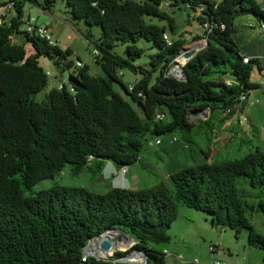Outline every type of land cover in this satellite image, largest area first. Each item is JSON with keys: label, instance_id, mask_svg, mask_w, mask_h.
<instances>
[{"label": "trees", "instance_id": "obj_1", "mask_svg": "<svg viewBox=\"0 0 264 264\" xmlns=\"http://www.w3.org/2000/svg\"><path fill=\"white\" fill-rule=\"evenodd\" d=\"M26 2L51 12L57 0H11L15 18L9 25H0V264H126L121 260L135 249L146 254L148 264H167L168 232L181 208L209 215L213 227L237 235L246 230L249 246L264 249V236L248 218V213L257 210L264 213V149L215 163H209L204 153L203 164L186 162L176 167L169 177L172 188L160 183L144 190L113 188L99 194L54 185L35 191L67 167L74 176L87 172L92 179L102 175L107 162L117 171L135 167L152 141L161 139L163 145L170 140L176 146L182 135L189 142L197 130L212 131L216 122L233 118L240 97L260 91V85L251 83L255 68L264 74L259 58L244 62L248 57L234 42L233 30L235 21L245 16H254L264 25V8L258 0H145L142 4L65 0L72 22L88 27L90 42L93 29L101 30L93 45L103 76H92L87 66L78 69L72 76L80 80L79 88L64 85L42 103L35 98L49 81L39 59L48 58L62 73L70 72L73 52L20 32ZM165 3L187 14L189 21H197L204 36L196 39L208 43L182 66L186 79L169 73L187 42L168 45L165 41V34L175 36L178 29L164 10ZM17 36H23L35 54L27 57L25 47L14 40ZM140 41L158 50L150 70L134 65L144 55L137 46ZM118 44L128 45L126 59L114 53ZM122 70L141 79L125 86ZM114 84L141 108L143 117L114 91ZM207 112L208 119L192 123L194 115ZM159 113L166 118L158 120ZM179 148L190 149L184 144ZM113 228L136 241L133 249L114 253L108 260L85 258L89 242Z\"/></svg>", "mask_w": 264, "mask_h": 264}, {"label": "rangeland", "instance_id": "obj_2", "mask_svg": "<svg viewBox=\"0 0 264 264\" xmlns=\"http://www.w3.org/2000/svg\"><path fill=\"white\" fill-rule=\"evenodd\" d=\"M11 0H0V5H7ZM23 1V0H22ZM136 3H144L145 0H129ZM263 0H260V2ZM164 10L171 15L177 24V35L173 36L168 32L171 41L186 40V48L189 52L198 48L197 51H203L207 44L206 40L196 37L204 36V30L195 20H190L187 14L181 11H173L169 7ZM24 17L34 18L38 25L48 27L52 33V39L62 50L70 48L74 55L71 60L74 62V69L62 73L55 64L48 58H40L39 65L47 74L48 87L38 94L35 102L42 103L47 100L51 91L61 89L64 85L70 87L69 77L73 72H77V62H82L83 66L90 69V74L95 77L103 76L101 67L96 63L95 46L101 37L99 28L93 29V41L86 38L88 27L84 22H72L70 9L67 7L65 0H57L51 12H43L38 7L29 2L25 3ZM159 27H168L165 22H159L156 19H146ZM234 42L238 45L240 51L245 54H257L262 66L264 67V31H260L258 20L254 16H245L237 19L234 23ZM25 27H20L23 33ZM16 43L23 45L27 52V57L35 54L34 49L29 45L23 36L15 37ZM128 45L118 44L114 53L126 59V48ZM137 46L144 51L141 59L135 62L136 67H142L150 70V62L158 50L153 44L146 41H140ZM175 69V63L172 65L169 73ZM172 76V75H170ZM174 77V76H172ZM178 79L177 77H174ZM141 79L140 75H135L129 70L121 71V80L125 86H133ZM251 83L256 85L264 84V74H261L255 68ZM114 91L123 96L132 104L137 113L143 117L141 108L131 101L124 89L119 84H114ZM259 100V104L248 109L246 113L247 124L241 126L240 118L234 117L227 121L221 120L216 122L212 131L197 130L195 136H189V142H184V136L178 140L176 146L165 140L163 145H156L151 142L150 149L141 157L142 161L137 166L117 171L115 167L107 162L105 170L97 179H92L89 173L85 172L80 176H74L72 169L67 167L60 173L54 181H45L36 188V192L50 189L54 185L67 187H80L89 191L105 194L113 188H122L132 191L144 190L166 183L172 188L169 180L170 171L173 164L181 166L184 163L183 155L188 158L187 164L197 166L203 164L205 160L204 153L210 157L209 163L232 161L241 159L247 154L254 152L257 148L264 149V120H253L248 112L264 106V95L262 92H254L251 100ZM202 116L203 120L208 119ZM197 118H192V123ZM224 121V122H223ZM195 132V130H194ZM188 146L190 149L172 151L175 148ZM179 152L175 156L173 153ZM172 165V166H171ZM250 191V190H248ZM249 203L252 201L248 200ZM248 218L256 232L264 236V213L257 210L254 213H248ZM171 243L169 251L176 255L182 256L186 264L198 261L200 264H211L219 261L222 264H264V249L250 247L248 244L249 233L244 230L236 234L229 229L213 227L212 219L209 215L203 214L187 208H181L177 221L171 226L169 232ZM210 247L215 248V254H211ZM125 250L116 251L115 253H124ZM124 260V259H123ZM142 260V259H141ZM143 261V260H142ZM167 264H182L172 256H167Z\"/></svg>", "mask_w": 264, "mask_h": 264}, {"label": "built area", "instance_id": "obj_3", "mask_svg": "<svg viewBox=\"0 0 264 264\" xmlns=\"http://www.w3.org/2000/svg\"><path fill=\"white\" fill-rule=\"evenodd\" d=\"M164 6L168 8L169 7V3H165ZM9 12H15V5L14 4H9V5L5 6V7L0 8V25H2L4 23L5 18L7 17ZM22 23H23V26L25 27V33L34 35V36L40 38L41 40H45L51 46H55L56 45L53 42L52 33L49 31L48 27L38 25V22H37L36 19L31 18V17H28V18L24 17V19L22 20ZM204 29L205 30H209V26L205 25ZM260 31H264V25L260 26ZM164 39L168 43V45L172 44V41L169 39L168 34L164 35ZM96 55H97V52H95L94 56H96ZM263 59H264V57H263ZM244 62L248 63L249 62V58H245ZM76 67H77V69L84 68L82 62H80V61L77 62ZM227 84L231 85V82L228 81ZM260 87H261L260 88V92L264 93V84H261ZM253 93L254 92L242 95L240 97V99H239V102H238L237 106H236V115L234 117H239L240 118L239 124L241 126H245L247 124L248 120H247V117H246V113H247L248 109L253 108V107H255L256 105L259 104V100L258 99L255 100V101L251 100V96H252ZM228 113H230L229 110H228ZM157 118H158V120H163L166 117H165L164 114L159 113L157 115ZM153 142H155L156 145H161V139H156ZM125 170L126 169H123L121 171H125ZM210 252H211V254H215L216 249L210 247ZM165 254L168 257L171 256V254H169L168 251H166ZM85 258H86V256H85ZM176 259H177L178 262H180L182 264H186V262L184 261V258L182 256H177ZM84 261H85V259H84ZM190 264H200V263L198 261H195V262L190 263ZM211 264H222V263L219 262V261H215V262H213Z\"/></svg>", "mask_w": 264, "mask_h": 264}, {"label": "water", "instance_id": "obj_4", "mask_svg": "<svg viewBox=\"0 0 264 264\" xmlns=\"http://www.w3.org/2000/svg\"><path fill=\"white\" fill-rule=\"evenodd\" d=\"M206 44H208L207 41H206ZM201 51H197V52H193L192 53V52H188L186 48H183L180 56L184 55L185 58H187V60H188L187 63H188L190 60H192ZM177 59L174 62L175 63V69H181V76H179L177 78L180 79V80L181 79H186V73L184 72V67L185 66L184 67H180L178 62H177ZM170 75H172V74L170 73ZM68 82H69V84H71L72 86L77 87V88H79L81 86L80 85V80L77 79L75 76H72V75L69 77ZM193 118H202V116L194 115ZM115 233L122 234L125 237V239L127 240L126 244L123 245V246L127 247V249L125 250L126 252L129 251V250H132L133 247L137 244L136 241L131 236H129L125 231H123L121 229H118V228H113V229H109L105 234H102L99 238L90 241L89 244L84 249V256L93 257V258H95L97 260H101V259L102 260H108V258L112 257L113 254L116 251H120V249H118L119 247H121L120 244H118L116 241H114L112 243L109 241V239L113 238ZM100 239H101V243L99 244V249L104 254V256H99L98 253L89 252V248H90L91 243L93 241H98ZM136 257L143 260L142 264H148V258L146 256V254L143 251L138 250V249H135L132 252H130L124 258V260L122 259L121 261L126 263V264H138V263L133 262V261L130 260V258H136Z\"/></svg>", "mask_w": 264, "mask_h": 264}, {"label": "bare ground", "instance_id": "obj_5", "mask_svg": "<svg viewBox=\"0 0 264 264\" xmlns=\"http://www.w3.org/2000/svg\"><path fill=\"white\" fill-rule=\"evenodd\" d=\"M197 49H198V48H195V49L191 50L192 53H193V52H196ZM187 51L189 52V50H187ZM187 61H188V60H187V58H185L184 55L180 56V57L177 59V62H178V64H179L180 67L186 65V64H187ZM171 74H172L173 76H175V77H179V76H181V69H174V70L171 72ZM109 241H110L111 243L114 242V241H116L118 244H120L121 247H119L118 249H120V250H122V251L127 249V247L123 246L124 244H126L127 240H126L125 237H124L122 234H120V233H115V235L113 236V238H112V239H109ZM100 243H101V239L98 240V241H93V242L91 243V245H90L89 252H91V253H98L99 256H104V254H103V253L100 251V249H99V244H100ZM130 260L133 261V262H136V263H138V264H142V263H143V261H142L140 258H137V257H136V258H130Z\"/></svg>", "mask_w": 264, "mask_h": 264}, {"label": "crops", "instance_id": "obj_6", "mask_svg": "<svg viewBox=\"0 0 264 264\" xmlns=\"http://www.w3.org/2000/svg\"><path fill=\"white\" fill-rule=\"evenodd\" d=\"M258 3L264 8V0L263 1H261L260 2V0H258ZM13 18H15V12H9L8 13V15H7V17L5 18V23H7L8 25L11 23V21L13 20ZM18 37H20V36H18ZM57 45V44H56ZM58 46V45H57ZM59 47V46H58ZM60 48V47H59ZM61 49V48H60ZM67 49H69V50H71L70 48H65L64 50H62V51H66ZM72 51V50H71ZM73 52V51H72ZM245 54V53H244ZM73 55H74V53H73ZM248 58H257L258 57V55L257 54H245ZM263 95H264V93H263ZM248 114H249V116L253 119V120H255V121H257V120H264V106H261V107H259V108H256L255 110H252L250 113L248 112ZM175 150H179V152H181V149L179 148H175V149H173L172 151L174 152ZM179 152H175V153H173V155L175 156L176 154H178ZM183 153H184V151H183ZM183 160H184V163L182 164V165H184L187 161L186 160H188V158H187V156L184 154L183 155ZM181 165V166H182ZM172 166V165H171ZM173 168H172V170L170 171V173H172L175 169H176V167H179V166H177L176 165V163L175 164H173V166H172ZM120 172V171H119ZM170 177V176H169ZM168 252H169V254H171V256L172 257H174L175 258V260H177L176 259V255H174V254H172L170 251H169V249L167 250Z\"/></svg>", "mask_w": 264, "mask_h": 264}]
</instances>
